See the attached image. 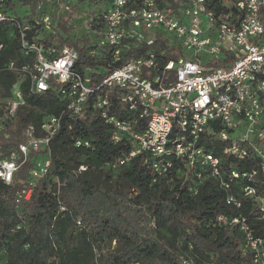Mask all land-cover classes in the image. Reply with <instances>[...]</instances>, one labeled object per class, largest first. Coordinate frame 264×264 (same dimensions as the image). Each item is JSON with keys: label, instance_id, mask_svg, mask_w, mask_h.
Returning <instances> with one entry per match:
<instances>
[{"label": "built area", "instance_id": "built-area-1", "mask_svg": "<svg viewBox=\"0 0 264 264\" xmlns=\"http://www.w3.org/2000/svg\"><path fill=\"white\" fill-rule=\"evenodd\" d=\"M84 3L86 31L78 35L61 12ZM65 22L80 47L88 41L91 63L80 49L59 43ZM158 38L167 50L130 54ZM101 58L105 65H97ZM3 73L16 77L7 93L0 90L1 136L15 129L29 96L50 92L62 104L58 114L42 113L39 125H24L22 140L6 155L0 148V182L10 184L32 163L17 203L28 202L47 174L49 143L63 118L93 108L113 143H130L119 164L142 156L157 174L180 170L195 185L213 179L230 208L215 224L239 231L241 264H264V235L253 227L264 223V0H235L219 13L206 0L165 8L159 0H0ZM233 160H248L251 168ZM242 199L255 207L252 215L241 211ZM180 263L196 264L190 255Z\"/></svg>", "mask_w": 264, "mask_h": 264}, {"label": "trees", "instance_id": "trees-1", "mask_svg": "<svg viewBox=\"0 0 264 264\" xmlns=\"http://www.w3.org/2000/svg\"><path fill=\"white\" fill-rule=\"evenodd\" d=\"M159 1L165 8L187 0ZM206 1L219 13L235 0ZM60 28L66 37L59 43L80 49V58L91 63L88 41L80 47L69 35L72 25L65 22ZM148 49L160 53L167 47L158 38L130 54L139 56ZM97 65L105 61L101 58ZM15 77L0 75L2 94ZM61 109L59 98L50 92L29 96L18 110L15 129L8 128L10 136L0 135L3 155L22 140L19 131L24 125L37 126L42 113L58 114ZM78 140L88 145H76ZM209 147L217 153L218 148ZM129 148V142L111 141L108 127L93 108L64 117L49 143L48 172L38 180L30 200L15 201L32 163H25L10 184L0 182V264H181L180 257L188 255L196 264H241L239 231L214 222L217 214L230 211L216 182L206 179L195 185L193 178L186 180L175 169L157 174L142 156L119 164ZM230 161L226 158L222 165ZM232 162L240 169L251 168L248 160ZM255 210L242 199L243 213L250 216ZM253 227L264 235V223L253 221Z\"/></svg>", "mask_w": 264, "mask_h": 264}, {"label": "rangeland", "instance_id": "rangeland-1", "mask_svg": "<svg viewBox=\"0 0 264 264\" xmlns=\"http://www.w3.org/2000/svg\"><path fill=\"white\" fill-rule=\"evenodd\" d=\"M89 7L87 3L79 4L76 9H73L71 12L67 10H63L61 12L62 15H67L69 17L70 23L74 26V31L78 35L83 34L86 30L84 28V19L86 17L85 11H88ZM162 31V30H160ZM170 42L173 41L174 35L171 33L166 34Z\"/></svg>", "mask_w": 264, "mask_h": 264}]
</instances>
